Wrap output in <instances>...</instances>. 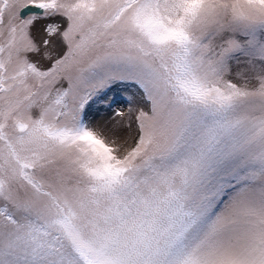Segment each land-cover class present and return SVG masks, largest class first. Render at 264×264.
<instances>
[{
	"label": "snow or ice",
	"instance_id": "snow-or-ice-1",
	"mask_svg": "<svg viewBox=\"0 0 264 264\" xmlns=\"http://www.w3.org/2000/svg\"><path fill=\"white\" fill-rule=\"evenodd\" d=\"M0 264H264V0H0Z\"/></svg>",
	"mask_w": 264,
	"mask_h": 264
},
{
	"label": "bare ground",
	"instance_id": "bare-ground-1",
	"mask_svg": "<svg viewBox=\"0 0 264 264\" xmlns=\"http://www.w3.org/2000/svg\"><path fill=\"white\" fill-rule=\"evenodd\" d=\"M113 95L116 97V101H115L116 104L115 103L113 104L112 108L110 109V112L111 113H113V112L115 113V111H117V110L123 111L125 113V118H127L129 106L135 108L137 106V104H138V99L137 98H133L131 101L123 99V98H121L119 90H116L113 93ZM114 113H113V115H114ZM118 119H120V118L116 117V116H115V119L110 118V120L113 121V122L115 120H118Z\"/></svg>",
	"mask_w": 264,
	"mask_h": 264
},
{
	"label": "rangeland",
	"instance_id": "rangeland-1",
	"mask_svg": "<svg viewBox=\"0 0 264 264\" xmlns=\"http://www.w3.org/2000/svg\"><path fill=\"white\" fill-rule=\"evenodd\" d=\"M40 27H42V24L38 25V28H40ZM113 113L110 112V109H104L102 106H100V107L94 108L92 110V112L90 113V118L96 124L112 123L113 121H111L110 118L115 119V116L113 115Z\"/></svg>",
	"mask_w": 264,
	"mask_h": 264
}]
</instances>
